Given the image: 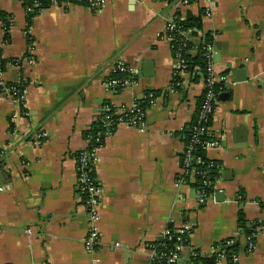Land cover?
<instances>
[{
    "label": "crops",
    "instance_id": "1",
    "mask_svg": "<svg viewBox=\"0 0 264 264\" xmlns=\"http://www.w3.org/2000/svg\"><path fill=\"white\" fill-rule=\"evenodd\" d=\"M177 4H59L30 27L21 1L0 0V12L13 17L8 32L0 22V60L15 62L0 74L8 84L22 76L29 83L16 120V106L0 97V264H152V250L178 228L189 229L188 253L210 258L235 241L239 264H264V227L252 242L238 226L240 212L264 221V0ZM188 14L202 16L192 38L199 45L214 36L213 62L228 78L211 125L218 146L208 153L222 170L205 204L183 175L180 137L204 98L205 72L184 73L174 87L167 37L168 21ZM121 64L139 72L138 83L114 93ZM143 101L142 123L119 124L97 152L100 245L89 253L78 187L84 134L110 107Z\"/></svg>",
    "mask_w": 264,
    "mask_h": 264
},
{
    "label": "built area",
    "instance_id": "2",
    "mask_svg": "<svg viewBox=\"0 0 264 264\" xmlns=\"http://www.w3.org/2000/svg\"><path fill=\"white\" fill-rule=\"evenodd\" d=\"M110 0H86L89 6L92 9L99 11L102 7H104ZM162 3L169 4L170 0H154ZM177 6L181 7H189L191 5L190 0H178ZM174 3V4H175ZM71 4L68 1H64L61 3L63 6H69ZM78 4H83L82 0H78ZM54 5H59L56 0H54ZM176 30V21L175 19H171L167 23V37L170 41H173V38L170 36L171 32ZM190 31H182L181 35L185 38L190 36ZM214 39V36L212 37ZM206 51V71L205 75V83H206V92L203 98V102L199 108V111L196 115V121L199 123V127L195 129V139L194 141L199 142L197 140L198 136L205 134L207 137H210L208 141L203 142L202 146L205 152L208 153L212 150L217 149L218 143L216 141L215 135L212 133L211 125L213 122V118L216 112V105L218 101V93L222 90L223 85L227 82V76L222 75L217 71L216 66L213 62V53H214V45L210 44L205 47ZM175 60V76H181L185 73L186 69V61L181 57V55H177L174 57ZM116 73L126 74L129 78L125 80L113 79L109 86L114 90V93L120 92V90H124L125 88L136 86L137 85V77L139 72L136 69H129L125 64H121ZM25 80L24 77L18 78L15 82L10 84L6 83L2 78V74H0V97L6 98L10 102H12L16 108L17 113L14 115V119H18L21 113H24L25 102L27 97V87L25 89L19 90L16 86L20 81ZM125 113H129L132 117H128L125 122H121L130 126H136L138 123H142L144 119V112L139 109V105L137 103H133L127 108H121L116 110L117 115H123ZM102 122L106 125V127H112L114 124L112 121H108V119H102ZM119 125V124H118ZM118 127V126H117ZM113 134L109 133L107 135V139L111 137ZM45 136V135H44ZM78 160V184L82 188V192L87 194V201L85 202L86 207V216L88 220L89 232L86 240V249L89 253H94L96 248L100 245V236L98 231V222L100 220L99 217V198L101 196V189L97 181L90 176V172H93L94 165L97 162V151H94L91 154H85ZM186 154L185 166L182 165L183 175L189 176L192 180L196 182L197 172L195 169L190 172L187 170L189 164L192 161V156L190 152L186 153V149L184 154ZM209 159V158H208ZM200 161V159L198 160ZM207 185V183H206ZM210 194H207L205 189L200 190V203L205 204L208 201ZM189 229L187 228H178L176 230H167L165 233L166 237H171L172 235L177 236V241L180 243L175 247L173 251L168 254H160L157 250H152V264H159V258H165L167 264H182L183 262L190 261V264H195V260L200 257V254L195 251L186 250L184 244H182L183 238L188 235ZM29 234L30 231H29ZM231 244V243H230ZM229 244V245H230ZM253 244V243H252ZM250 244L249 251L252 247ZM221 251H218L220 254ZM219 260L223 259L224 256L220 255ZM240 255L235 256L233 258V263L239 264Z\"/></svg>",
    "mask_w": 264,
    "mask_h": 264
},
{
    "label": "trees",
    "instance_id": "3",
    "mask_svg": "<svg viewBox=\"0 0 264 264\" xmlns=\"http://www.w3.org/2000/svg\"><path fill=\"white\" fill-rule=\"evenodd\" d=\"M22 2L24 9L27 13V22L28 25L31 27L33 20L40 15L45 10L50 9L54 6V0H19ZM58 4H61L64 1H68L72 4H78V0H56ZM178 0H170L169 5L174 4ZM195 0H190L191 4ZM82 2H86V0H82ZM12 15L0 12V22L3 23L5 30L8 32L12 27ZM176 21V30L170 33V36L173 38L171 42L172 53L174 57L177 55H181V57L186 61V69L185 73L193 74L196 69H201L202 71H206V51L205 47L210 44H213L214 39L212 36H207L203 43L197 44L194 42L192 37H196L197 33L195 30H201L202 28V16L195 17L192 14H188L186 18H182L179 15L175 18ZM182 31H190L191 34L188 38H185L181 35ZM196 50L197 53L195 55L192 54V51ZM13 61H5L0 60V69L3 71L5 67L9 63H13ZM15 63V62H14ZM114 77L118 80H125L129 78L126 74L116 73ZM182 80L181 76H175L173 79V86L176 87L180 84ZM28 82L25 80L20 81L16 86L19 90L25 89L28 86ZM203 102V99L200 102L199 108ZM198 108V111H199ZM139 109L142 112H146L148 109V102L143 101L139 103ZM25 111V109H24ZM197 111V113H198ZM128 117H132L129 113H125L123 115H117L116 110L110 107L108 111H105L102 116L92 125V127L84 134L85 139L88 141V147L86 149L85 154H91L94 151L100 150L105 147L107 141V135L109 133L113 134L118 124L121 122H125ZM108 119V121L113 122L112 127H106V125L102 122V119ZM196 119V118H195ZM199 123L194 120L191 124L185 127V129L180 133V137L182 138L186 153L190 152L192 156V161L187 167V170L190 172L191 170L195 169L197 172L196 175V183L195 188L200 192L203 188L205 189L207 194L214 193V186L216 180L220 176V172L222 167L219 162L213 161L208 159V155L205 152L202 144L205 141H208L210 137H207L205 134L198 136L197 140L199 142L194 141L195 139V129L199 127ZM84 152L77 155V159L79 160ZM200 159V161H198ZM186 154L182 156V165L185 166ZM90 176L95 179L94 172H90ZM207 183V185H206ZM79 191L83 202L87 201V194L82 192V188L79 185ZM261 208L264 212V204H261ZM239 230L240 232L249 237L252 242H254V234L256 233L257 227H264V221L256 222L255 224L249 223L245 214L240 212L239 214ZM180 243L177 241V236L172 235L171 237L166 238L162 243L157 245V251L160 254H168L175 249L177 245ZM182 244L185 247L189 246V240L187 237L183 238ZM227 243L218 244L221 253L216 254L210 258L199 257L194 262L195 264H218L219 256L223 255L224 258L227 260L228 264H235L233 263V258L235 256L240 255L243 251V247L234 241L232 245H227ZM159 264H167L165 258H159Z\"/></svg>",
    "mask_w": 264,
    "mask_h": 264
},
{
    "label": "water",
    "instance_id": "4",
    "mask_svg": "<svg viewBox=\"0 0 264 264\" xmlns=\"http://www.w3.org/2000/svg\"><path fill=\"white\" fill-rule=\"evenodd\" d=\"M1 174H4L2 171H0V175ZM0 179H1V176H0ZM218 199H220V195H218ZM190 263V261H187V264H189Z\"/></svg>",
    "mask_w": 264,
    "mask_h": 264
}]
</instances>
